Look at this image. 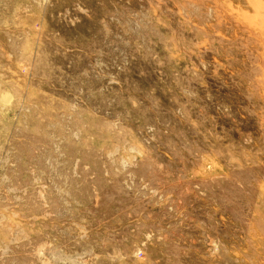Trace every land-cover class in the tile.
Masks as SVG:
<instances>
[{
  "label": "rangeland",
  "instance_id": "374dc122",
  "mask_svg": "<svg viewBox=\"0 0 264 264\" xmlns=\"http://www.w3.org/2000/svg\"><path fill=\"white\" fill-rule=\"evenodd\" d=\"M0 264H264V0H0Z\"/></svg>",
  "mask_w": 264,
  "mask_h": 264
}]
</instances>
